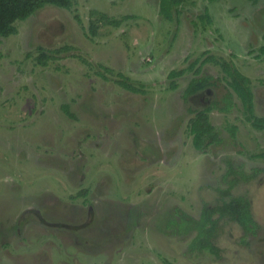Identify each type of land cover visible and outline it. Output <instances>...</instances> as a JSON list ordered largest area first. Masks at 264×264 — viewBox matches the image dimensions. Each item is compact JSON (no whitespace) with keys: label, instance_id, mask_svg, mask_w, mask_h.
Returning a JSON list of instances; mask_svg holds the SVG:
<instances>
[{"label":"rangeland","instance_id":"rangeland-1","mask_svg":"<svg viewBox=\"0 0 264 264\" xmlns=\"http://www.w3.org/2000/svg\"><path fill=\"white\" fill-rule=\"evenodd\" d=\"M72 2L0 36V264H264V129L220 65L201 63L248 76L264 116V0H184L172 20L159 0ZM194 60L199 75L169 77ZM208 106L219 141L197 150L188 120ZM235 197L249 201L251 230L225 208ZM204 206L218 256L181 230Z\"/></svg>","mask_w":264,"mask_h":264},{"label":"trees","instance_id":"trees-1","mask_svg":"<svg viewBox=\"0 0 264 264\" xmlns=\"http://www.w3.org/2000/svg\"><path fill=\"white\" fill-rule=\"evenodd\" d=\"M255 4L259 0H248ZM184 0H159V13L172 20L174 18L173 12L176 14L179 12V6ZM72 0H0V36L7 37L16 33L17 29L15 23L20 20H26L38 10L45 6H55L63 9H70L72 7ZM209 21L207 15L201 16ZM200 18V19H201ZM260 54L264 55V45L259 48ZM50 58V55L40 53L38 58L41 64H45ZM197 60H194L187 68L180 70H172L169 73V77H179L183 75L187 70H194L195 75L200 74V68H194ZM206 61L219 64L223 72L229 78V86L232 92L240 99L244 109L246 120L257 130L264 129V116H254L253 111V92L250 88V78L242 74L238 69L234 68L229 62L218 61L214 56L209 55L201 61ZM121 76V75H120ZM208 77H202L192 79L184 90V97L193 94L195 91L203 88L208 84ZM119 84L127 90L134 93H143L144 89L134 86L127 82L125 79L119 80ZM171 88H176V83L171 82ZM232 93H228L224 97V100L229 101V97ZM64 112L69 116H72L67 105L62 106ZM211 107H205L196 110L194 114L189 118L187 129L191 135L192 145L197 150H202L205 144H209L214 141H219L215 127L210 119ZM221 110H227V107L221 108ZM228 131L232 138L236 137V130L234 126L228 127ZM235 218L246 230H251L254 220L250 213L249 201L243 197L232 198L227 202L226 207ZM216 209L204 206L198 219L193 218L190 215L184 214L181 217V230L185 232L190 227L196 231V235L190 242L192 249L200 248L207 250L213 255H219V247L215 245L213 238L216 233V219L213 218V214ZM218 219V218H217Z\"/></svg>","mask_w":264,"mask_h":264}]
</instances>
